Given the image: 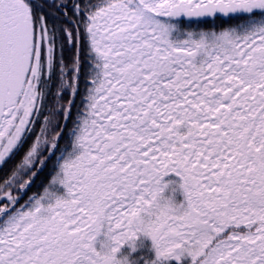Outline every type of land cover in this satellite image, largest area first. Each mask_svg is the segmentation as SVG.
I'll use <instances>...</instances> for the list:
<instances>
[{
  "label": "snow or ice",
  "instance_id": "obj_1",
  "mask_svg": "<svg viewBox=\"0 0 264 264\" xmlns=\"http://www.w3.org/2000/svg\"><path fill=\"white\" fill-rule=\"evenodd\" d=\"M5 167L0 264H264V0H0Z\"/></svg>",
  "mask_w": 264,
  "mask_h": 264
},
{
  "label": "rangeland",
  "instance_id": "obj_2",
  "mask_svg": "<svg viewBox=\"0 0 264 264\" xmlns=\"http://www.w3.org/2000/svg\"><path fill=\"white\" fill-rule=\"evenodd\" d=\"M163 179L165 181H175L177 182V185L179 182V177H177L174 173L166 174ZM14 192L15 190H13V194ZM24 195L21 196V199L24 197ZM179 195H183V193L182 190L177 186L175 192L172 193V197L176 203H181L184 200V196L179 198ZM102 239V236L97 237V242L94 244V246L99 248V241ZM120 256H127L131 264H151V262L155 259V250L151 238L148 237L146 234H138L137 237L132 241L131 245L130 243L126 242L120 247L117 253V257ZM160 261H162L163 264H167V262L170 261L176 263H184V261H187V264H192L191 257L187 254H184L180 261H177L174 258H169L166 260L161 259Z\"/></svg>",
  "mask_w": 264,
  "mask_h": 264
},
{
  "label": "clouds",
  "instance_id": "obj_3",
  "mask_svg": "<svg viewBox=\"0 0 264 264\" xmlns=\"http://www.w3.org/2000/svg\"><path fill=\"white\" fill-rule=\"evenodd\" d=\"M161 207H176L179 208V205L171 200H165ZM147 223V221H145ZM132 242H130L131 245ZM100 251L102 254L113 256L114 254L111 252V248L113 247V243L111 240V237L105 234L104 239L100 241ZM119 251V250H118ZM112 264H131V262L128 260L127 256H120L117 257V255L114 256V259L112 261Z\"/></svg>",
  "mask_w": 264,
  "mask_h": 264
},
{
  "label": "flooded vegetation",
  "instance_id": "obj_4",
  "mask_svg": "<svg viewBox=\"0 0 264 264\" xmlns=\"http://www.w3.org/2000/svg\"><path fill=\"white\" fill-rule=\"evenodd\" d=\"M38 127H39V125H37V128ZM7 172H8V168L7 167L0 169V179H3V177L7 175ZM39 180H40V177H38L37 180L33 183L32 188H35V187L37 188L38 187L37 183L39 182ZM14 194H16V192H14ZM0 206H3V204L0 203Z\"/></svg>",
  "mask_w": 264,
  "mask_h": 264
},
{
  "label": "trees",
  "instance_id": "obj_5",
  "mask_svg": "<svg viewBox=\"0 0 264 264\" xmlns=\"http://www.w3.org/2000/svg\"><path fill=\"white\" fill-rule=\"evenodd\" d=\"M79 100V98H78ZM74 111H75V108H74ZM61 142L63 143L64 142V138H62ZM159 263V262H158ZM159 264H163L162 261H160ZM167 264H187V261H184V263H176V262H173V261H170V262H167Z\"/></svg>",
  "mask_w": 264,
  "mask_h": 264
}]
</instances>
